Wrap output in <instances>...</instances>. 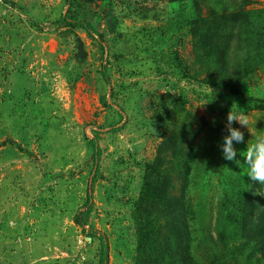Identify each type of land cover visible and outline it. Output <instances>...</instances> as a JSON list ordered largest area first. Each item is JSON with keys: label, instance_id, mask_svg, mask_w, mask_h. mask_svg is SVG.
Returning a JSON list of instances; mask_svg holds the SVG:
<instances>
[{"label": "rangeland", "instance_id": "374dc122", "mask_svg": "<svg viewBox=\"0 0 264 264\" xmlns=\"http://www.w3.org/2000/svg\"><path fill=\"white\" fill-rule=\"evenodd\" d=\"M10 1L0 264H97L75 224L88 198L107 264H264V184L243 163L264 136V0ZM66 15L100 39L55 29ZM229 111L248 120L232 122L237 161L220 147Z\"/></svg>", "mask_w": 264, "mask_h": 264}, {"label": "trees", "instance_id": "16d2710c", "mask_svg": "<svg viewBox=\"0 0 264 264\" xmlns=\"http://www.w3.org/2000/svg\"><path fill=\"white\" fill-rule=\"evenodd\" d=\"M5 4H12V1L10 0H2ZM208 21H211L209 18ZM207 22V21H206ZM205 22V24H206ZM55 26V29H63V28H68V27H77L82 29L89 37L91 38H98L100 39L99 33L95 30L94 26L91 23L88 22H82L80 20H77L76 18L66 15L65 17L59 19L57 22L53 24ZM41 28V26H39ZM103 78L106 80V75L105 73H102ZM100 103L102 106H108L105 97H102L100 99ZM119 122L121 123L122 121V115L119 114ZM86 146L90 150L91 153V158L94 162H97L99 158L101 157V149L97 145V140L96 138H86ZM98 176L100 177L99 173V168L96 167V170L94 172V176L92 178V183L91 185L93 186L94 183L96 182ZM89 198L85 202L84 210L79 212V214L75 218V224L77 227H79L86 237V239L90 241H98V261L97 264H107L108 261V245L105 236L100 234L98 231L94 230L90 225H89V217L92 212V207L89 206Z\"/></svg>", "mask_w": 264, "mask_h": 264}, {"label": "clouds", "instance_id": "9594fccd", "mask_svg": "<svg viewBox=\"0 0 264 264\" xmlns=\"http://www.w3.org/2000/svg\"><path fill=\"white\" fill-rule=\"evenodd\" d=\"M226 119L225 128L229 135L223 137V144L220 145L223 149L222 155L228 161H237V150L233 146V141L242 143L244 141V134L238 129L233 128L232 122L235 121L247 127V116L229 111ZM243 163L248 165V178L254 182L264 184V136L257 137V142L247 147Z\"/></svg>", "mask_w": 264, "mask_h": 264}, {"label": "water", "instance_id": "95a60500", "mask_svg": "<svg viewBox=\"0 0 264 264\" xmlns=\"http://www.w3.org/2000/svg\"><path fill=\"white\" fill-rule=\"evenodd\" d=\"M78 47L81 51L83 50V45L80 40H78Z\"/></svg>", "mask_w": 264, "mask_h": 264}]
</instances>
